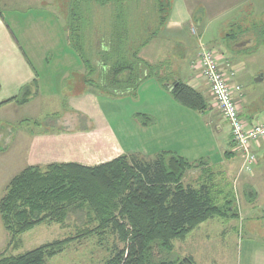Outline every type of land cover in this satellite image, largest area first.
<instances>
[{
    "label": "rangeland",
    "instance_id": "1",
    "mask_svg": "<svg viewBox=\"0 0 264 264\" xmlns=\"http://www.w3.org/2000/svg\"><path fill=\"white\" fill-rule=\"evenodd\" d=\"M171 1L127 0L122 11L127 19L123 29L130 32L131 39L125 36L123 43L131 49L147 39L148 47L146 45L147 49H141L140 53L153 66L160 46L167 44H175L179 51H189L187 58L180 59L182 62L196 56L200 43L212 51L213 48L219 49L216 53L220 65L237 69L236 80L233 81L244 91L240 100L243 116L248 121L264 120V79L257 81L258 77L264 76V43L256 40L264 28V0H251L210 28L207 26V30L196 27V33L187 30L185 37L168 38L163 34L164 25H160L159 7L163 3V15H168ZM72 3L73 0H0L16 44L24 47L33 63L25 74L18 71L20 75L9 81L10 86L0 88V104L9 100L0 106V199L6 193L10 180L28 166L39 165L45 171L49 164L69 161L98 165L132 153L154 158V151L161 147L159 138L163 129L154 127L158 98L155 81L159 78L151 74L143 79L135 93L126 95L109 94L97 84L93 86L91 81L88 82L91 76L86 73L78 52L67 41ZM94 6L95 11L90 17L93 16L96 28L100 30L99 35H94L98 40L103 36L101 32L106 38L113 37L119 30L115 23L116 5L112 2L103 8ZM250 40L254 42L249 46L241 45ZM49 44L59 46L48 49L46 46ZM94 56L102 58L100 54ZM157 67L159 71L166 69ZM179 69L184 76L188 68L180 65ZM95 80L98 81L97 78ZM174 81L173 77L167 82L171 85ZM24 88L29 91V100L20 104L13 98H24ZM206 122L199 117L174 115L168 126L174 143L180 145L182 140L185 141L181 147L187 149L188 156L195 157L197 162L203 159L210 164L221 157L229 126L221 122L218 130L216 124L210 125L209 121L206 127ZM204 139L209 144L207 152L201 146ZM229 150L237 156L233 161L239 162V171L230 174L226 166L220 168L213 164L204 167L203 163L202 167L195 165L188 170L183 182L197 185L208 177L221 191L217 195L220 204L231 201L233 193L234 201L228 208L238 212L239 217L225 219L214 216L185 238L175 239L171 251L163 249L159 240L152 242L150 255L154 264L179 261L191 252L200 263L214 258L211 264H222L224 258L228 264H264V222L261 221L264 217V143L257 148L258 164L252 172L241 171L242 158L234 145ZM258 166L261 176L253 179ZM199 169L203 174L200 175ZM224 172H227L225 178L222 177ZM245 184L248 187L245 188ZM255 192L257 195L252 198ZM66 238L72 241L64 251L47 258L46 264H108L116 250L124 247L111 227H99L94 215L87 223L73 216L63 224L42 223L19 235L5 228L0 215V257L26 253Z\"/></svg>",
    "mask_w": 264,
    "mask_h": 264
},
{
    "label": "trees",
    "instance_id": "2",
    "mask_svg": "<svg viewBox=\"0 0 264 264\" xmlns=\"http://www.w3.org/2000/svg\"><path fill=\"white\" fill-rule=\"evenodd\" d=\"M126 1L73 0L68 22V42L78 52L86 73L91 76L87 81L114 95L135 93L143 79L151 74L164 84L158 67L139 56L149 41L144 39L141 44L133 45L132 50L123 43L125 36L130 38V32L123 29V24H127L122 13ZM112 2L116 5L115 23L119 30L107 38L101 32L103 36L98 40L100 30L90 15L95 11V4L103 8ZM159 10L160 25L163 26L168 19L167 14L163 15V3H160ZM200 13L203 10H199L196 20ZM257 36L256 40L264 43V28ZM96 54L102 58H95ZM164 85L184 107L198 112L208 109L209 104L202 93L183 81L175 80L171 85ZM23 92L24 98L13 100L27 103L29 91L24 88ZM8 102L3 101L0 106ZM227 155L234 156L233 152ZM144 157L137 153L124 154L98 165L70 161L52 163L45 171L39 165L28 166L10 180L0 199L2 222L8 231L19 235L42 223L63 224L73 216L87 223L94 215L99 227H111L124 244L108 264H154L150 255L152 242L159 240L163 249L171 251L175 239L185 238L212 217H239L238 212L228 208L234 201L232 192L231 201L222 205L217 196L221 191L208 177L197 185L183 182L187 171L201 162H191L166 150L159 151L154 158ZM255 195L256 192L252 198ZM71 241V238L56 240L26 253L2 256L0 264H46L47 258L64 251ZM159 264L197 263L188 256Z\"/></svg>",
    "mask_w": 264,
    "mask_h": 264
},
{
    "label": "crops",
    "instance_id": "3",
    "mask_svg": "<svg viewBox=\"0 0 264 264\" xmlns=\"http://www.w3.org/2000/svg\"><path fill=\"white\" fill-rule=\"evenodd\" d=\"M250 1L251 0H172L170 3L168 19L163 27V34L168 38L185 37L187 30L190 31L192 30L191 32L194 31L193 33H196V27L197 29L203 27L204 30H207L208 28L211 27L212 24L216 23L220 19L230 16L239 9H242ZM199 10H203V13H201L200 18L196 20L195 16L196 14H198ZM207 26L208 28H206ZM17 43H19L18 40ZM57 45L59 46V44H49L46 47H48V49H51L52 46H57ZM202 46L208 48L206 44L200 43L198 53L196 54L195 57L190 58L189 61H184V62L180 61V59L184 60L185 58L188 57L189 51L187 49L179 51L175 47V44H167V46H160L159 51L157 53L158 56L154 57L155 66L159 65L163 68L166 67L165 70L161 69L159 71V77L161 79H164V84L170 85V82L167 81L168 80L172 81L173 77L174 80H181L184 83L191 86L196 91L202 93V95L206 98L207 103L209 104L208 109L204 112H198L186 108L174 99L170 90L166 89L165 85L162 82H159L160 80L155 81L157 82L155 85L156 87L155 91L158 94V98L156 100V107H155V110L157 112L156 113L157 117H155L156 125H154V127L159 126L163 129L159 138L160 141L159 145L161 147H159L160 149H156L157 151H154L155 155L159 151L166 150V151H173L175 153H178L186 157L187 159L189 158L190 160L193 161L195 160L194 159L195 157H191L187 155L186 153L188 152L187 149L181 147L182 145L183 146L185 145L184 140H182L179 143L180 145H178L174 143V140L171 139V137L169 136L168 125L174 115L179 116L180 118L194 117V119H196L199 117V119H204V121H207L205 125L206 127H208V121H209L210 125L216 124L215 126H217L218 130H220L221 122H224L225 125L228 124L226 123L227 121L224 119L220 110L216 106L215 101L212 95L210 94L209 85L203 79L201 71L197 67L198 59L202 51ZM147 47L145 46V48L143 47L142 49L145 50L147 49ZM213 49H214L213 51L215 52L219 51V49H215V48ZM161 51H164V53H162ZM141 53H140V57L146 60L148 63H150V61L146 59L147 58L146 56H141ZM76 60L78 61V58ZM44 61L45 59L43 58L42 62ZM151 63L153 64V62ZM31 64L33 63L31 62V59L28 57L26 51L24 50V47L21 44H16V37L13 35L11 26L5 20L2 12L0 14V88L10 86L9 81L15 79L20 75L18 71L21 74L22 73L25 74V71L30 70ZM180 65H186L188 68L184 76L181 75V71L179 69ZM222 68L228 72L235 71L237 74V69H233L232 67L227 69L226 67L223 66ZM27 75H29V72L27 73ZM30 78L31 77H29V79ZM234 80H236V76L234 77ZM249 120L251 122H264V120H257V119H249ZM181 122L185 124L184 121ZM206 141L207 140L204 139V141L201 144L204 152H207L206 150H208L209 148V144ZM231 145H232V139H231V132L229 127L228 139L226 141L225 147H223V152L219 160L215 161V163L209 164L207 161H203L202 159L199 161L201 162L200 166L202 167V165H204L203 163H205L206 165L204 167H208L209 165H213V164H216V166L220 168L226 166L227 168L226 167L225 168L228 172H230V174H234L235 170L239 171V165H240L238 164L239 162L235 163L233 161V159L237 158V156L227 155V153L232 152L231 150H229ZM205 154L208 155V153ZM230 156L232 158H230ZM226 157H228L229 160L226 159ZM208 159L212 160L210 158V155H208ZM195 162L197 161L195 160ZM259 167L260 166H258L257 168L256 174L252 176L253 179H255L256 177L258 178L259 175L261 176V172H260L261 169H259ZM198 171L201 172V173L199 172L200 175L203 174L201 169H199ZM219 176H221V174ZM225 176H227V172L222 173V177L225 178ZM246 187H248V184L245 186V188ZM248 216L249 215H247V217ZM241 220H243V218ZM261 221L264 222V217L262 218ZM191 255L192 252L189 256ZM213 259H210V261L211 260L213 261ZM194 260L196 261L197 264H211L208 259L201 261L202 263H200L197 257L196 259L194 258ZM222 262H223L222 264L229 263V261L225 260L224 258H222Z\"/></svg>",
    "mask_w": 264,
    "mask_h": 264
},
{
    "label": "built area",
    "instance_id": "4",
    "mask_svg": "<svg viewBox=\"0 0 264 264\" xmlns=\"http://www.w3.org/2000/svg\"><path fill=\"white\" fill-rule=\"evenodd\" d=\"M197 67L230 127L234 149L242 158L241 171L252 172L258 164L256 150L264 143V122H250L243 116L240 107L243 88L233 81L235 71L228 72L222 68L215 51L202 46Z\"/></svg>",
    "mask_w": 264,
    "mask_h": 264
},
{
    "label": "water",
    "instance_id": "5",
    "mask_svg": "<svg viewBox=\"0 0 264 264\" xmlns=\"http://www.w3.org/2000/svg\"><path fill=\"white\" fill-rule=\"evenodd\" d=\"M253 42H254L253 40H250L249 42H246V43L243 42V43H241V45L243 44L242 46H249V45L252 44ZM242 46H241V47H242ZM263 79H264V76H260V77L257 78V81H261V80H263Z\"/></svg>",
    "mask_w": 264,
    "mask_h": 264
}]
</instances>
